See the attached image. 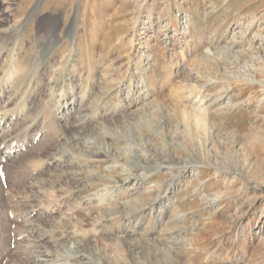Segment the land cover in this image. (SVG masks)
Returning <instances> with one entry per match:
<instances>
[{
  "label": "rangeland",
  "instance_id": "374dc122",
  "mask_svg": "<svg viewBox=\"0 0 264 264\" xmlns=\"http://www.w3.org/2000/svg\"><path fill=\"white\" fill-rule=\"evenodd\" d=\"M0 54V264H264V0H0Z\"/></svg>",
  "mask_w": 264,
  "mask_h": 264
},
{
  "label": "bare ground",
  "instance_id": "6f19581e",
  "mask_svg": "<svg viewBox=\"0 0 264 264\" xmlns=\"http://www.w3.org/2000/svg\"><path fill=\"white\" fill-rule=\"evenodd\" d=\"M35 10L36 9H33V12H31V14L28 16V19H30L35 13ZM75 23V22H74ZM73 23V24H74ZM71 25L66 31L67 32H69L70 34H74V25ZM58 25V24H57ZM15 27V26H14ZM22 28V25H20V26H16L15 28H13V30H16L17 32L16 33H19L18 31H20V29ZM58 28V27H57ZM55 29V28H54ZM9 31V30H8ZM14 34V36L15 35H17V34ZM71 37V36H70ZM71 39H73V36H72V38ZM16 40V39H15ZM60 40H61V38L58 36H56L55 35V43L54 44H57V43H59L60 42ZM50 43V42H49ZM53 43V42H52ZM52 43H50V44H47V45H52ZM42 45V44H41ZM45 47V46H44ZM40 48V47H39ZM49 49V48H48ZM47 52H49V50L47 51ZM46 53V52H45ZM1 55V54H0ZM12 59L10 60V63H11V69H10V71L7 73L8 74V77H7V85H6V87L5 88H2V89H0V97H3V100H4V98H5V96H7V95H10V93L11 92H13V91H15L16 92V88H14L15 86L13 85L14 84V82L16 81V80H18L19 78H23L24 77V79L26 78V77H28V74H26V73H24V71H22V70H19V69H16V67H15V65H14V63H15V57H14V55L11 57ZM63 62V61H62ZM41 63H42V61L40 62V64L39 65H37L38 67L36 68V69H34V71H33V74L31 75V77L30 78H28L29 79V84L30 83H32V81H33V79L36 77V75H37V72H38V69H39V66L41 65ZM38 64V63H37ZM17 65V64H16ZM41 69V68H40ZM24 70V69H23ZM30 74V73H29ZM92 75V74H91ZM5 78V77H4ZM6 79V78H5ZM22 80V79H21ZM20 80V81H21ZM22 85V84H21ZM19 87V86H18ZM19 89V88H18ZM15 92L14 93H11L12 95L14 94V96H15ZM102 93V92H101ZM13 96V97H14ZM82 96V95H81ZM10 97V96H9ZM12 97V96H11ZM85 97V96H84ZM140 97V96H139ZM83 98V97H82ZM20 99V98H19ZM8 101V100H7ZM27 101V100H26ZM21 104V103H20ZM80 106L81 105V103H80V101H79V103H76V98H72L71 100H70V102L67 100V101H65L61 106H59L58 108H57V110H56V115H58L59 116V118H61V117H65V116H67L72 110H74L75 108H77V106ZM44 106V105H43ZM2 107V106H1ZM13 107V106H12ZM19 107V106H18ZM26 108V107H25ZM78 110V109H77ZM5 111V110H4ZM39 111V110H38ZM41 111V110H40ZM40 111H39V114H40ZM109 111V110H108ZM18 112V111H17ZM42 113V112H41ZM79 113V112H78ZM105 113H107V110H106V112ZM115 113V112H114ZM2 114V113H1ZM102 114V113H101ZM129 116V115H128ZM189 116L192 118V120H191V123H190V119H189ZM19 117H20V115H19ZM76 117V116H75ZM39 117H37V119H38ZM41 118V117H40ZM126 118V117H125ZM27 119V118H26ZM36 119V118H35ZM92 119V118H91ZM109 119V118H108ZM113 119V118H112ZM119 119V118H118ZM107 120V119H106ZM180 120L185 124V126H186V128H187V130H188V132L190 133V135H194V130H197L200 134L201 133H203L204 132V129H205V125H204V121H203V119H202V117L201 116H199V115H197V114H194V115H191V114H188V113H186V112H183L182 114H181V116H180ZM16 121V118L14 117V116H11L10 114H3V115H1V117H0V134H2V136H3V133H4V131L6 132L7 130H9L10 129V127L13 125V123ZM35 121H37V120H35ZM89 121V120H88ZM66 122V121H65ZM93 122V121H92ZM91 123V122H90ZM122 123V122H121ZM79 124H80V126H81V123L79 122ZM27 125V124H26ZM82 125H83V123H82ZM61 126H63L62 124H61ZM60 126V127H61ZM76 126H77V124H76ZM64 127V126H63ZM67 127V124H66V126H65V130L67 129L66 128ZM71 127V129L74 127L75 128V126H74V124L72 125V126H70ZM88 127V126H87ZM25 128V127H24ZM84 128V127H83ZM30 129V128H29ZM70 129V128H69ZM24 130V129H23ZM28 130V129H27ZM67 131V130H66ZM70 131V130H69ZM27 132V131H26ZM40 132H42V131H40ZM71 132H72V130H71ZM74 132V131H73ZM69 133V132H68ZM5 134V133H4ZM73 135V134H72ZM72 135H70V136H72ZM14 136V135H13ZM67 136V135H66ZM69 136V135H68ZM69 136V137H70ZM74 136V135H73ZM1 137V136H0ZM35 137H37V135L35 136ZM3 138V137H2ZM74 138V137H73ZM76 138V137H75ZM5 139V138H4ZM7 139V138H6ZM8 140V139H7ZM6 141V140H5ZM60 141H61V139H60ZM75 141V140H74ZM9 142V141H8ZM63 142V141H62ZM1 143H3V142H1ZM16 143V142H15ZM5 144H6V142H5ZM0 145V161H2V160H5V159H9L10 158V155H11V153L12 152H14V151H18V150H20V148H22L24 145H27L28 143L26 142L24 145H17V146H10V145H8V146H6V145ZM62 144V143H61ZM59 145V144H58ZM63 145V144H62ZM74 145V144H73ZM83 145V144H82ZM89 146V145H88ZM88 148V147H87ZM8 149V150H7ZM93 149V148H92ZM63 151V150H62ZM69 151V150H68ZM67 152V151H66ZM60 153H62V152H60ZM65 153V152H64ZM53 154V153H52ZM66 156V155H65ZM78 157V156H77ZM97 157V156H96ZM72 158V157H71ZM88 158V157H87ZM49 160L46 162L47 163V166L48 167H51V166H53V165H58V163H59V161H58V159L57 158H55L54 156H51L50 158H48ZM79 159V158H78ZM78 161V160H77ZM92 161V160H91ZM163 164V163H162ZM63 165V164H62ZM76 165V164H75ZM93 165V164H92ZM163 165H165V164H163ZM178 166V165H177ZM57 167V166H56ZM60 167V166H59ZM59 167H57V168H59ZM62 167V166H61ZM162 167V166H161ZM179 167V166H178ZM55 168V167H54ZM156 168V167H155ZM177 168V167H176ZM182 168V167H181ZM184 169H182V170H186L187 168H189V166L188 167H183ZM56 169V168H55ZM54 169V170H55ZM75 169V168H74ZM179 169H180V167H179ZM96 170V169H95ZM171 170V169H170ZM175 170H177V169H175ZM52 171V170H51ZM79 171V170H78ZM168 171V170H167ZM49 172V171H48ZM71 172V171H70ZM91 172V171H90ZM170 172V171H169ZM183 172V171H182ZM45 173V172H44ZM46 173H47V171H46ZM45 173V174H46ZM59 173V172H58ZM61 173V172H60ZM64 173V172H63ZM66 173V172H65ZM176 173H178V172H176ZM175 173V174H176ZM84 174V173H83ZM87 174V173H86ZM44 175V174H43ZM73 175V174H72ZM91 175H93V174H91ZM169 175V174H168ZM178 175V174H177ZM35 176V175H34ZM95 176H96V174H95ZM70 177V176H69ZM86 177V176H85ZM92 177H94V175L92 176ZM99 177V176H98ZM52 178V177H51ZM100 178V177H99ZM93 180V179H92ZM56 181V180H55ZM61 181V180H60ZM63 181V180H62ZM106 181V180H105ZM163 181V180H162ZM170 181V180H169ZM57 182V181H56ZM34 183V182H33ZM36 183L37 182H35V185H36ZM168 183V182H167ZM74 184V183H73ZM99 184V183H98ZM161 184V183H160ZM100 185V184H99ZM102 185V184H101ZM37 186V185H36ZM105 186H106V184H105ZM160 186V185H159ZM50 187L51 186H49V188L48 189H50ZM68 187V186H67ZM163 187V186H162ZM161 187V188H162ZM54 189V188H53ZM166 189V188H165ZM168 189V188H167ZM61 190V189H60ZM110 190V189H109ZM164 190V189H163ZM48 191V190H47ZM50 191V190H49ZM52 191V190H51ZM59 191V190H58ZM100 191V190H99ZM162 191V190H161ZM68 192V191H67ZM49 193V192H48ZM54 193V192H53ZM96 193V192H95ZM101 193V192H100ZM100 193H98V194H100ZM52 194V193H51ZM104 194V193H103ZM106 194V193H105ZM53 195V194H52ZM51 195V196H52ZM58 195V194H57ZM90 195V194H89ZM35 196V195H34ZM105 196H108L107 194L105 195ZM36 197V196H35ZM55 197V196H54ZM96 195H92L91 194V196H89V201L91 202L92 200H94V201H96ZM100 197V196H99ZM102 197V196H101ZM158 197H159V195H158ZM33 198V197H32ZM88 198V197H87ZM157 198V197H156ZM163 198H165V194L163 195V196H161L160 198H159V201H162V199ZM57 199V198H56ZM102 199V198H101ZM106 200V199H105ZM172 200H174V199H172ZM34 201H37L38 202V200L36 199V200H34ZM76 201V200H75ZM80 201V200H79ZM100 201V200H99ZM169 201V200H168ZM51 202V201H50ZM53 202V201H52ZM51 202V203H52ZM78 202V201H77ZM89 202V203H90ZM98 202V201H97ZM96 202V203H97ZM103 202V201H102ZM105 202H107V201H105ZM114 202V201H113ZM124 202V201H123ZM51 203L50 204H48V205H50L51 206ZM72 203V202H71ZM80 203V202H79ZM101 203V202H100ZM129 203V202H128ZM69 205V204H68ZM74 205V204H73ZM77 205V204H76ZM102 205H104L103 203H102ZM37 206H39L40 207V205H37ZM46 206V205H45ZM72 206V205H71ZM101 206V205H100ZM29 207V206H28ZM30 207H32L31 205H30ZM36 207V206H35ZM42 207V206H41ZM44 207V206H43ZM42 207V208H43ZM67 207V206H66ZM48 208V207H47ZM106 208V207H105ZM39 208H33V209H30L31 211H30V213H29V217H28V223H29V219H31L32 217H34V216H37V217H42V218H47L48 217V215L51 213V211H48V210H46V211H40V209L38 210ZM69 209V208H68ZM72 209V208H71ZM102 209V208H101ZM29 210V209H28ZM45 210V209H44ZM70 210V209H69ZM65 211H68V210H65ZM64 211V212H65ZM69 212V211H68ZM67 212V213H68ZM71 212H73V211H71ZM178 212V211H177ZM66 213V214H67ZM174 213V212H173ZM64 215V214H63ZM69 215H70V213H69ZM72 215V214H71ZM126 216V215H125ZM31 217V218H30ZM101 217V216H100ZM127 217V216H126ZM174 217V216H173ZM99 219V218H98ZM53 220V219H52ZM61 220V219H60ZM33 221V220H32ZM45 221V220H44ZM49 221H50V219H49ZM34 222V221H33ZM51 222V221H50ZM38 223V222H37ZM78 223V222H77ZM77 223H76V225H77ZM29 224H31V223H29ZM36 224V223H35ZM74 224V223H73ZM27 225V224H26ZM31 226V225H30ZM56 227H57V225H55ZM75 226V225H74ZM78 226V225H77ZM37 227V226H36ZM67 227V226H66ZM60 228V227H59ZM61 229V228H60ZM57 230V231H53V228H52V230H50V231H52L51 232V234L53 235H57V237L60 239V240H62V241H64V240H66L67 239V237H69L70 236V234H71V232H72V230H71V232H70V230H66V229H64V227H63V229H61V230ZM73 229V228H72ZM76 229L77 228H75V231H76ZM183 229V228H182ZM37 230H38V228H37ZM74 230V229H73ZM181 230V229H180ZM184 230V229H183ZM36 231V230H35ZM42 231H44V230H42ZM46 231H48V230H45V232ZM75 231H73V232H75ZM182 231V230H181ZM187 231V230H186ZM44 232V233H45ZM80 232V231H79ZM83 232V231H82ZM31 233V232H30ZM43 233V232H42ZM46 233H48V232H46ZM76 233H78L77 231L75 232V234ZM183 233V232H182ZM50 234V233H49ZM36 235V234H35ZM79 235V234H78ZM72 236V235H71ZM70 236V237H71ZM83 236V235H82ZM36 237V236H35ZM38 237V236H37ZM40 237V241H49V243H50V240H48V239H50L49 237V235H47V234H42L41 236H39ZM52 237V236H51ZM85 237V236H84ZM87 237V236H86ZM171 237V236H170ZM72 238H76V237H72ZM26 239V238H25ZM34 239H36V238H34ZM53 239H56V238H53ZM52 239V240H53ZM58 239V240H59ZM86 239V238H85ZM72 240V239H71ZM32 241H33V239H32ZM56 241V240H55ZM77 240L75 239L74 240V242L75 243H77L76 242ZM79 241H82V239H80ZM90 241V240H89ZM166 241V240H165ZM173 241V240H172ZM191 239H187V238H184V242H182V243H184V245H185V248H189V247H191V248H193V244L191 243ZM26 242V241H25ZM36 242V241H35ZM86 242V241H85ZM171 242V241H170ZM169 242V243H170ZM174 242V241H173ZM43 243V242H42ZM41 243V244H42ZM52 243H53V241H52ZM68 243H69V241H68ZM74 243V244H75ZM82 243V242H81ZM91 243V242H90ZM122 243V242H121ZM167 243H168V241H167ZM181 243V242H180ZM48 244V243H47ZM47 244H46V246H47ZM64 244V243H63ZM79 244V243H78ZM164 244V243H163ZM175 244V243H174ZM30 245V244H29ZM43 245V244H42ZM61 246H62V244H60ZM67 245V244H66ZM80 245V244H79ZM169 245H172V244H169ZM181 245V244H180ZM184 245H181V246H184ZM209 245L210 244H205L203 247H201L200 249H205V250H209L211 247H209ZM64 246H65V244H64ZM63 246V247H64ZM161 246V245H160ZM165 246V245H164ZM167 246V245H166ZM34 247V246H33ZM44 247H45V245H44ZM70 247V246H69ZM78 247H80V246H78ZM90 247V246H89ZM173 247H174V245H173ZM177 247V246H176ZM208 247V248H207ZM26 248H28V247H26ZM35 248V247H34ZM42 248V247H41ZM77 248V247H76ZM167 248V247H166ZM196 248V247H195ZM30 249V248H29ZM75 249V248H74ZM87 249V248H86ZM169 249V248H168ZM180 250V246H179V248H177V250ZM30 250H33V249H30ZM67 250H68V247H67ZM88 250H89V248H88ZM182 250V249H181ZM47 251V250H46ZM66 251V250H65ZM71 251V250H70ZM83 251V250H82ZM42 252V251H41ZM40 252V253H41ZM51 252V251H50ZM49 252V253H50ZM72 252V251H71ZM81 251H77V254L78 253H80ZM96 253H98L97 252V250L95 251ZM31 253V252H30ZM46 253V252H45ZM49 253H48V255H49ZM55 253V252H54ZM61 253V252H60ZM68 253V252H67ZM82 253V252H81ZM96 253H94V255L96 254ZM29 254V253H28ZM51 254H52V252H51ZM56 254V253H55ZM58 254V253H57ZM69 254H71V253H69ZM75 254V253H74ZM73 254V255H74ZM89 254H91V253H89ZM45 255V254H44ZM53 255V254H52ZM51 255V256H52ZM61 255H62V253H61ZM68 255V254H67ZM79 255H81V254H79ZM98 255V254H97ZM31 256H33V255H31ZM35 256V255H34ZM43 256V255H42ZM50 256V255H49ZM50 256V257H51ZM55 256V255H54ZM54 256H52V257H54ZM69 256V255H68ZM71 256V255H70ZM82 256V255H81ZM81 256H78V255H75V256H72V258H69V257H67L66 259H65V257L63 256L62 258H63V261L64 262H68L70 259H73V260H83V257H81ZM96 256V255H95ZM59 257V256H58ZM61 257V256H60ZM56 258V257H55ZM97 258H98V256H97ZM46 259V258H45ZM54 259V258H53ZM59 259L60 258H58L57 260H55L54 259V261L56 262V261H58L59 262ZM65 259V260H64ZM84 259H86L85 257H84ZM87 259H88V256H87ZM91 259V258H90ZM36 260V259H35ZM50 260V259H49ZM89 260V259H88ZM99 260V259H98ZM97 260V261H98ZM40 261V260H39ZM42 262H44V261H46V260H41ZM52 261V260H51ZM87 261V260H86ZM86 261L84 262V263H86ZM54 262V264H57V263H55ZM78 262V261H77ZM89 262H90V264H91V262H92V264H102V263H98V262H96V261H94V260H92L91 259V261L89 260ZM53 263V262H52ZM60 263H62V259H60ZM59 263V264H60ZM71 263V262H70ZM40 264V263H39ZM46 264V263H45ZM49 264V263H48ZM73 264V263H72ZM88 264V263H87Z\"/></svg>",
  "mask_w": 264,
  "mask_h": 264
}]
</instances>
